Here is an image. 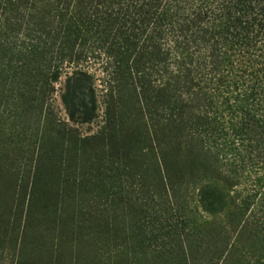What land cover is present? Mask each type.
<instances>
[{"label":"rangeland","instance_id":"rangeland-1","mask_svg":"<svg viewBox=\"0 0 264 264\" xmlns=\"http://www.w3.org/2000/svg\"><path fill=\"white\" fill-rule=\"evenodd\" d=\"M240 20L228 0H0V264H264V27ZM40 22L57 36L31 51ZM82 76L89 122L62 101Z\"/></svg>","mask_w":264,"mask_h":264},{"label":"trees","instance_id":"trees-1","mask_svg":"<svg viewBox=\"0 0 264 264\" xmlns=\"http://www.w3.org/2000/svg\"><path fill=\"white\" fill-rule=\"evenodd\" d=\"M24 0H16V2L22 3ZM56 1H64V0H56ZM130 1V0H128ZM145 1H153L156 2L157 0H145ZM229 7H232V9L238 14L239 18H242L243 20L239 21V25L243 24V26H247V22H255L257 25H261L264 27V0H228ZM115 11H109L105 10L102 12V15L104 16L102 20L97 21L99 24L111 23L115 20ZM193 15L195 19L203 21V17L200 13L193 12ZM101 17V16H100ZM99 17V18H100ZM105 18V19H104ZM26 29V28H25ZM29 32V34L27 33ZM210 35H218L217 30H211L209 31ZM57 35L52 33L51 31V24L50 22H40L34 24V29L31 30H25V38L28 39L27 45H30L29 47L31 51H47L50 49L51 45H48V40L51 38H55ZM52 53V52H50ZM64 56L63 49L61 51L57 50L55 53H52L51 60H54V65L49 64L46 71H55L59 65H61V58ZM87 79L86 76L78 77L72 85H69V83L66 85V91L64 95L62 96V101L66 107L68 117L71 121H79V122H89L93 118L92 108L85 109L84 106L76 105L74 103V99H77L76 97V91L82 87L80 85L82 82H84ZM47 80L46 73L42 75L41 81L45 87L48 88V83H45ZM41 83V84H42ZM247 120L254 122V120L248 118ZM67 135L72 134V130H67Z\"/></svg>","mask_w":264,"mask_h":264}]
</instances>
